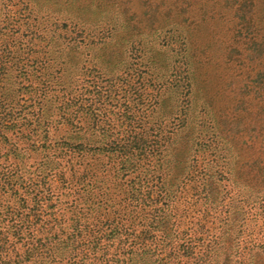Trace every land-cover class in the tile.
Here are the masks:
<instances>
[{"label": "trees", "instance_id": "1", "mask_svg": "<svg viewBox=\"0 0 264 264\" xmlns=\"http://www.w3.org/2000/svg\"><path fill=\"white\" fill-rule=\"evenodd\" d=\"M71 1L57 13L59 0H0V81L9 92L0 105L9 108L2 127L12 137L3 156L15 166L16 185L29 183L32 212L54 190L65 199L61 223L46 238L60 258L48 262L242 264L258 246H246L249 222L264 217V140L256 185L236 201L246 187L231 164L241 120L231 116L226 125L222 105L197 100L194 89L212 79L227 87L240 75L245 95L249 81L264 84V54L250 57L241 47L237 10L224 0H161L140 16L130 0ZM215 20L224 23V37L199 43L196 35ZM163 88L171 90L165 112ZM177 150L184 164L173 178ZM110 163L122 174L124 200L94 180ZM35 172L40 179L30 184ZM93 195L110 203L92 214ZM187 196L195 210L188 202L180 208ZM199 206L209 214L195 229Z\"/></svg>", "mask_w": 264, "mask_h": 264}, {"label": "rangeland", "instance_id": "2", "mask_svg": "<svg viewBox=\"0 0 264 264\" xmlns=\"http://www.w3.org/2000/svg\"><path fill=\"white\" fill-rule=\"evenodd\" d=\"M10 1H28L30 3L40 4V6H46L49 4V0ZM160 1L161 0H130L131 7L140 16H143L144 12L149 9L150 5L158 4ZM224 1L227 6L237 10V18L239 19L237 28H239L241 39L245 37L244 41L241 40L239 42L240 45L244 42L241 47L246 50L245 52L248 53L250 57L253 53L257 52V49L264 54V0H249V3H251L250 5L243 3V0ZM71 3V0H59V4L55 6L54 10L57 13H61L65 9V6ZM203 29L204 33L202 31V33H199L195 37V39L202 44L211 43L215 45V39L217 41L220 40L221 37H224L226 32L224 23L220 20H215L208 25H204ZM212 48H214V46ZM210 76H212V74H210ZM242 76L243 75H240L239 77ZM239 77L227 87L223 80L212 79L213 81L209 80L207 82L204 81L199 83V87L194 89L195 92H197V100L213 98V105L215 108L222 105L220 113L224 116L222 120L226 122V125L230 123L231 116H236L238 122L241 120L238 126L235 125V128L237 127V130L240 131L237 132L240 136L237 140V144L233 145L235 148H238L236 154H234L238 157L233 159L231 164H236V170H238V174L240 175V181L246 186L242 190L243 195L236 201L241 200L245 202V199H248L246 198L247 187L256 185V169L253 165L262 153L260 150V141L261 139L264 140V84H251L250 82L252 81H249V90L246 91L248 93L245 95V91L242 87V84L244 83L237 81ZM134 82L135 80H133L130 85H133ZM214 82L217 83L215 85L211 84ZM7 84V81H3V84L0 81V102L3 94H9L7 91ZM152 92L151 88H146L145 90V93ZM170 93L171 90L169 89L163 88L162 91H160V95L164 97V112L169 108L168 106H170L171 98L168 96ZM7 104L8 102L6 99V105ZM9 121V108H2L0 105V264H58V259H56L58 261L48 262L50 258L60 257L51 256L46 238L49 236V230L55 227L54 224L58 225V223H61L62 216L60 215V211L64 208L63 203L65 199L58 196L57 190H54L53 196L49 198L47 197V194H44L41 203L38 204V206H40L37 207L36 210H33V212H35V214H33L31 211L32 207H34L33 202L27 199L30 198L26 191L29 183H19V186L16 185L15 181L17 182V179H15V176L11 177V169L14 170L15 166H11L9 158L3 156L9 151L8 144L4 145L5 138L8 139L9 142L12 140L10 132L2 127L9 126ZM227 130V127L223 128V136H227ZM183 153V150L175 151L176 161L173 170V178H178L183 171ZM114 167L115 163H110L106 172L95 171L96 178L94 180H96L97 186L102 187V190L106 188L111 194L117 193L118 199L124 200L126 192L122 190V174L118 173ZM37 175L39 174L35 172L33 176L29 177L31 180L27 182L34 184L36 180L40 179ZM23 178L26 179L28 176H24ZM99 182L102 183L99 184ZM56 185L58 186L59 183L57 182ZM113 188H115L114 191L112 190ZM185 202H188V204L195 210L196 204L193 199L189 198V196L186 198L184 197V199L182 198L179 202L181 209L184 208ZM109 203L110 199L105 200V197H99L98 195L94 198L93 195L90 200V211L93 214L94 211H92V209L96 210L100 206L105 208L104 205ZM198 208L202 209L201 206ZM256 210L257 209H255L254 214ZM111 211L112 210L110 209L108 213H106L108 215L102 217V223L107 222V218L111 217ZM46 213L51 215H46ZM208 214V211H203L202 209L200 215L196 216L197 218L195 219L196 221L194 224H197L195 225V229L198 228V224L202 225L204 221L208 219ZM50 217H53L56 220V223H51V226L49 227L43 223L42 219L48 220L51 219ZM255 218H257V216ZM258 218H260L258 223L254 222L255 219L249 222V232L251 233L247 232L245 235L246 246H251L254 243H257L258 246L255 245L253 247V255L251 257L242 258V264H264V247L260 248L259 245V243H264V217L260 216ZM22 221L29 222V225L28 223L22 224ZM27 227H29V229H26ZM15 230L20 236L16 234ZM29 232L33 235L32 239ZM182 264H193V262L187 263L182 261Z\"/></svg>", "mask_w": 264, "mask_h": 264}]
</instances>
